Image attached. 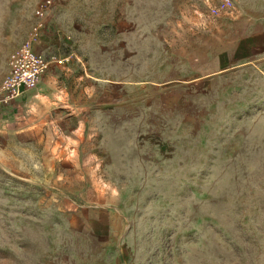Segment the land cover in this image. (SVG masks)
I'll list each match as a JSON object with an SVG mask.
<instances>
[{
    "label": "rangeland",
    "instance_id": "obj_1",
    "mask_svg": "<svg viewBox=\"0 0 264 264\" xmlns=\"http://www.w3.org/2000/svg\"><path fill=\"white\" fill-rule=\"evenodd\" d=\"M0 0L41 83L0 107V264H264V0Z\"/></svg>",
    "mask_w": 264,
    "mask_h": 264
},
{
    "label": "built area",
    "instance_id": "obj_2",
    "mask_svg": "<svg viewBox=\"0 0 264 264\" xmlns=\"http://www.w3.org/2000/svg\"><path fill=\"white\" fill-rule=\"evenodd\" d=\"M51 6L50 0H42L34 14L42 18ZM39 26L29 31L23 41L7 57L5 76L0 83V107L9 108L25 90L38 86L43 80L47 62L36 49Z\"/></svg>",
    "mask_w": 264,
    "mask_h": 264
},
{
    "label": "crops",
    "instance_id": "obj_3",
    "mask_svg": "<svg viewBox=\"0 0 264 264\" xmlns=\"http://www.w3.org/2000/svg\"><path fill=\"white\" fill-rule=\"evenodd\" d=\"M44 78V77H43Z\"/></svg>",
    "mask_w": 264,
    "mask_h": 264
}]
</instances>
